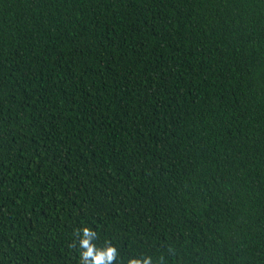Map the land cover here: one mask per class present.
Wrapping results in <instances>:
<instances>
[{"label":"trees","instance_id":"trees-1","mask_svg":"<svg viewBox=\"0 0 264 264\" xmlns=\"http://www.w3.org/2000/svg\"><path fill=\"white\" fill-rule=\"evenodd\" d=\"M264 264V0H0V264Z\"/></svg>","mask_w":264,"mask_h":264},{"label":"clouds","instance_id":"clouds-1","mask_svg":"<svg viewBox=\"0 0 264 264\" xmlns=\"http://www.w3.org/2000/svg\"><path fill=\"white\" fill-rule=\"evenodd\" d=\"M76 240L70 245L75 248L79 255V264H116L119 255L115 246L105 241L103 246L94 243L98 239L97 232L84 227L75 232ZM128 264H152L150 256L142 259H131Z\"/></svg>","mask_w":264,"mask_h":264}]
</instances>
